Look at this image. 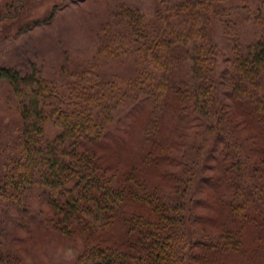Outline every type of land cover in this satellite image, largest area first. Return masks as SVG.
<instances>
[{
  "label": "trees",
  "instance_id": "1",
  "mask_svg": "<svg viewBox=\"0 0 264 264\" xmlns=\"http://www.w3.org/2000/svg\"><path fill=\"white\" fill-rule=\"evenodd\" d=\"M222 1L159 0L150 17L122 7L96 55L150 62L125 87L93 62L60 82L0 68L21 119L0 199L40 188L41 224L79 243L76 264H264V0L244 16L256 37H232L227 57L209 32Z\"/></svg>",
  "mask_w": 264,
  "mask_h": 264
},
{
  "label": "rangeland",
  "instance_id": "2",
  "mask_svg": "<svg viewBox=\"0 0 264 264\" xmlns=\"http://www.w3.org/2000/svg\"><path fill=\"white\" fill-rule=\"evenodd\" d=\"M164 1L171 5L179 0ZM258 1L223 0L216 5L209 32L226 57L230 55L232 37L242 46L256 37L257 30L244 16ZM158 3L159 0H0V68H11L21 75L34 72L60 82L63 67L78 70L93 62L101 80L114 78L125 87L138 67L151 68L150 62L133 54L104 60L96 55L98 38L114 25L122 7L129 6L150 17ZM224 68L225 61L220 59L218 72ZM142 106L138 103L122 110L111 124L110 137L122 134V127L129 126V116ZM20 124L13 86L7 78L0 77V176L4 156ZM57 132L53 121L48 120L46 137L50 139ZM40 193V188L27 191L21 205L0 199L1 257L17 264H76L79 243L52 235L41 224L46 204Z\"/></svg>",
  "mask_w": 264,
  "mask_h": 264
}]
</instances>
